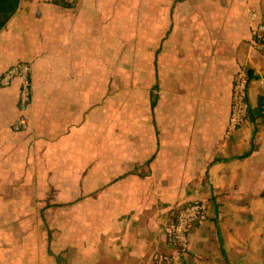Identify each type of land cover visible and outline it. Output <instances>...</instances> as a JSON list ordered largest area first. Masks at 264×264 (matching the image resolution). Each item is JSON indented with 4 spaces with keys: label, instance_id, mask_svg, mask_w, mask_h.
Here are the masks:
<instances>
[{
    "label": "crops",
    "instance_id": "crops-1",
    "mask_svg": "<svg viewBox=\"0 0 264 264\" xmlns=\"http://www.w3.org/2000/svg\"><path fill=\"white\" fill-rule=\"evenodd\" d=\"M264 0H0V264H264ZM249 112L230 134L232 80ZM207 203L176 252L164 226Z\"/></svg>",
    "mask_w": 264,
    "mask_h": 264
},
{
    "label": "built area",
    "instance_id": "built-area-1",
    "mask_svg": "<svg viewBox=\"0 0 264 264\" xmlns=\"http://www.w3.org/2000/svg\"><path fill=\"white\" fill-rule=\"evenodd\" d=\"M41 2H71V0H40ZM250 22V45L259 52H264V19H259L255 10L248 11ZM30 68L28 64H20L6 70L0 76V86H7L13 79H18L20 89L18 92L17 110L18 119L12 124L11 129L20 132L28 128L27 109L31 101ZM249 74L239 70L233 77L230 109L226 125V134H230L248 117V87ZM261 89V108L264 114V76L258 78ZM208 206L204 200H194L176 209L172 218L164 226L165 243L167 247L176 252L186 250L190 228L202 223L207 218ZM172 254H154L152 264H172Z\"/></svg>",
    "mask_w": 264,
    "mask_h": 264
}]
</instances>
